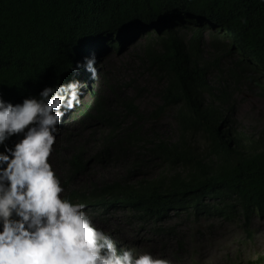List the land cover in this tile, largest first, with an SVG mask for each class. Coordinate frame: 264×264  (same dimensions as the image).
Masks as SVG:
<instances>
[{"label": "trees", "instance_id": "trees-1", "mask_svg": "<svg viewBox=\"0 0 264 264\" xmlns=\"http://www.w3.org/2000/svg\"><path fill=\"white\" fill-rule=\"evenodd\" d=\"M204 31L214 33L204 41ZM139 36L152 109L135 104L144 86L109 80L74 105L55 153L64 195L95 225L112 238L99 220L145 232L176 261L171 217L264 218V129L241 133L232 100L244 88L264 97V0H0V96L17 102L73 77L88 89L75 62L94 53L98 63ZM166 112L169 135L153 126Z\"/></svg>", "mask_w": 264, "mask_h": 264}, {"label": "clouds", "instance_id": "clouds-1", "mask_svg": "<svg viewBox=\"0 0 264 264\" xmlns=\"http://www.w3.org/2000/svg\"><path fill=\"white\" fill-rule=\"evenodd\" d=\"M95 65L92 53L74 68L94 79ZM83 84L75 77L44 84L17 102L0 96V264H178L112 238L85 203L64 195L50 158Z\"/></svg>", "mask_w": 264, "mask_h": 264}, {"label": "rangeland", "instance_id": "rangeland-1", "mask_svg": "<svg viewBox=\"0 0 264 264\" xmlns=\"http://www.w3.org/2000/svg\"><path fill=\"white\" fill-rule=\"evenodd\" d=\"M207 37L203 38L204 41L208 39ZM146 38V36H139L133 41L126 42L120 53L110 52L104 59L96 63L95 78L88 80V89L82 87L79 97L80 103L76 107H79L89 98L90 90L106 92L104 84L110 80L119 83L132 81L131 86L132 84L144 86L140 93L134 96L135 104L141 111L152 109L155 104L153 83L144 78L141 71H136L137 62L134 60V54L139 52V48ZM124 90L129 92V87H124ZM232 100L236 116V128L241 133L255 134L264 129V97H259L255 104L256 98L248 89L244 88L233 93ZM74 114V107L65 113V122L55 137V152L65 133L75 126L73 123ZM150 126L149 121L144 123V128ZM153 126L157 131H161V134H171L173 124L168 112L155 120ZM55 152L50 159L60 176L63 168H60L58 155ZM100 173L113 175L115 170L113 171L111 168V170H103ZM109 222L99 220L98 224L107 229H115L117 238L129 242V246L141 245L143 251H149L154 255L165 252L167 257L173 259L170 256V251L150 247L147 240L151 238L145 232L136 234L129 227L118 225L119 223L114 220ZM169 224L176 227L182 241L180 255H174L177 256L178 264H264V218L253 216L248 227H245L240 217L231 221L202 218L194 222L191 216L183 213L177 217H171Z\"/></svg>", "mask_w": 264, "mask_h": 264}]
</instances>
